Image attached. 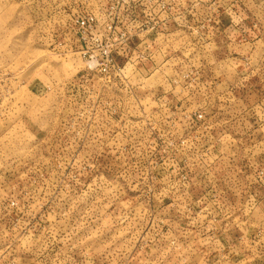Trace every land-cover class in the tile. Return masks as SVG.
<instances>
[{
  "label": "rangeland",
  "instance_id": "374dc122",
  "mask_svg": "<svg viewBox=\"0 0 264 264\" xmlns=\"http://www.w3.org/2000/svg\"><path fill=\"white\" fill-rule=\"evenodd\" d=\"M0 264H264V0H0Z\"/></svg>",
  "mask_w": 264,
  "mask_h": 264
},
{
  "label": "built area",
  "instance_id": "2783aa9c",
  "mask_svg": "<svg viewBox=\"0 0 264 264\" xmlns=\"http://www.w3.org/2000/svg\"><path fill=\"white\" fill-rule=\"evenodd\" d=\"M91 20H93V19H91ZM88 23H89L88 21H82V22H81V25H82V26H85V25H87ZM113 63L115 64V62H113ZM114 67H115V66H114ZM124 70H125V65H123V66H118V67L114 70V73H113V74L120 76L121 73L124 72ZM199 118L202 119V118H203V115L200 114V115H199Z\"/></svg>",
  "mask_w": 264,
  "mask_h": 264
}]
</instances>
